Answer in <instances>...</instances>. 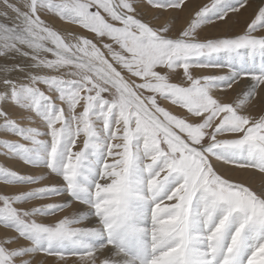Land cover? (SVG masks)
<instances>
[{
  "label": "snow or ice",
  "instance_id": "snow-or-ice-1",
  "mask_svg": "<svg viewBox=\"0 0 264 264\" xmlns=\"http://www.w3.org/2000/svg\"><path fill=\"white\" fill-rule=\"evenodd\" d=\"M0 161V264H264V0H0Z\"/></svg>",
  "mask_w": 264,
  "mask_h": 264
},
{
  "label": "rangeland",
  "instance_id": "rangeland-1",
  "mask_svg": "<svg viewBox=\"0 0 264 264\" xmlns=\"http://www.w3.org/2000/svg\"><path fill=\"white\" fill-rule=\"evenodd\" d=\"M240 26H241L240 24L235 25L233 28V31H238ZM1 162H3V161H1Z\"/></svg>",
  "mask_w": 264,
  "mask_h": 264
},
{
  "label": "bare ground",
  "instance_id": "bare-ground-1",
  "mask_svg": "<svg viewBox=\"0 0 264 264\" xmlns=\"http://www.w3.org/2000/svg\"><path fill=\"white\" fill-rule=\"evenodd\" d=\"M245 15H247V14H245ZM243 19V18H242ZM206 31H208V32H215V31H217L216 29H206ZM1 162V161H0Z\"/></svg>",
  "mask_w": 264,
  "mask_h": 264
}]
</instances>
